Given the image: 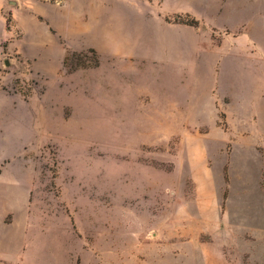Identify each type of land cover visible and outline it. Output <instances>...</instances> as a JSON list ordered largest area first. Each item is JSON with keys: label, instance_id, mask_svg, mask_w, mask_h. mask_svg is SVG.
<instances>
[{"label": "rangeland", "instance_id": "1", "mask_svg": "<svg viewBox=\"0 0 264 264\" xmlns=\"http://www.w3.org/2000/svg\"><path fill=\"white\" fill-rule=\"evenodd\" d=\"M0 264H264V0H0Z\"/></svg>", "mask_w": 264, "mask_h": 264}, {"label": "crops", "instance_id": "2", "mask_svg": "<svg viewBox=\"0 0 264 264\" xmlns=\"http://www.w3.org/2000/svg\"><path fill=\"white\" fill-rule=\"evenodd\" d=\"M0 221H1V214H0ZM2 237H1V233H0V239H1Z\"/></svg>", "mask_w": 264, "mask_h": 264}]
</instances>
